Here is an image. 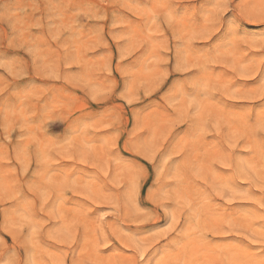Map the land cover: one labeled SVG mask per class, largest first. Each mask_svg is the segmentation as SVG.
<instances>
[{"label":"rangeland","instance_id":"obj_1","mask_svg":"<svg viewBox=\"0 0 264 264\" xmlns=\"http://www.w3.org/2000/svg\"><path fill=\"white\" fill-rule=\"evenodd\" d=\"M167 3L174 5L173 12L182 16L195 0H167ZM241 3L251 5L249 11L253 13L264 8V0H241ZM156 5L157 0H0V48L12 53L15 59V63H0V72L14 83L30 81L34 89L22 95L15 108L0 105V261L19 264L23 257L32 264H61V261L73 264L69 244L87 226L86 238L74 254V264H130L132 257L122 253H135L136 242L120 231L113 221L118 220L125 227L160 223L140 211L139 196L136 203L130 202L123 209L124 215H118L117 200L104 194L95 182L79 176L68 179L67 172L64 176L48 175L52 168L70 165L94 173L112 192L119 193L132 176L127 169L109 159L103 148L88 142L102 132L119 130V134L126 137L121 148L127 146L131 150L126 154L149 167L157 164L162 170L153 168L154 177L163 178L173 161H179L177 167L183 176H177L174 171V178L165 183L182 185L186 191L187 183L191 181L205 187L212 199L226 208L253 207L264 211L260 208L264 203V176L261 175L264 173V155L255 141L242 139L246 129L241 120L233 121L229 129L235 148L229 146L216 128L204 133L201 139H223L230 153L239 151L246 155L251 152L252 166L244 173L222 167L227 161L218 160L207 147L197 150L199 141L194 144L182 136L169 146L175 133L186 127L178 119L173 123L168 118L156 119L148 112L138 126L128 127L132 109L151 108L156 104L155 98L178 116L177 107L160 95L167 82L166 74L160 69L167 67V61L162 57L169 55L168 47L177 43L176 36L183 38L184 32L174 34L168 20L171 19L175 26L176 17L166 18V10ZM207 24L203 21L202 27ZM188 35L193 43L200 42L195 33ZM255 35V39L236 42L235 46L246 52L226 53L216 65L234 78V81L216 84L213 89V94L219 95L227 104L241 106L238 102L240 94H236L237 100L229 98L232 94L227 88L231 83H253L245 80L252 73L241 67V61L246 54L264 49V39L259 38L258 29ZM122 64L136 68L128 74L121 71ZM113 67L119 83L112 79ZM187 68L190 72L197 71L196 60H191ZM125 79L135 95H114L117 88L124 86ZM3 83V77H0V92ZM49 95L52 101L41 125L30 124L29 121L36 118L38 101ZM128 98L133 99V105L127 104ZM256 107L259 109V102ZM85 112L99 116V120L81 125L79 136L69 138L62 146L47 136L48 132L66 128L69 121ZM222 132L223 128L220 129ZM145 133L143 142L131 143L136 136ZM106 139L109 145L120 143L115 134ZM37 167L40 172L35 171ZM211 167L230 172V179L240 191L215 186L213 181L218 177L210 173ZM150 190L141 187L138 191L144 195V205L155 207L148 199ZM249 190L255 193L254 203L245 195ZM54 195L62 201L55 211L48 208ZM164 196L167 197V193ZM23 197L29 199L23 200ZM70 202L86 204L91 211L69 207ZM114 204L117 206L113 207ZM9 205H15L19 213L5 216L4 210ZM33 206L43 219L34 220L27 215ZM92 212L108 213L104 226L110 239L97 231L103 223L100 215L96 216L94 224L86 220ZM262 219L264 217L240 214L225 220L208 210L194 227L213 239H238L250 247L260 248L264 245L252 243L261 239V234L252 225ZM57 223L59 227L51 228ZM199 235L200 232H194V241L188 242L190 246L185 259L189 264H253L250 255L238 250L221 252L199 247L196 244ZM6 246H14V254L4 255L8 251ZM55 249L63 251L58 253Z\"/></svg>","mask_w":264,"mask_h":264},{"label":"snow or ice","instance_id":"obj_2","mask_svg":"<svg viewBox=\"0 0 264 264\" xmlns=\"http://www.w3.org/2000/svg\"><path fill=\"white\" fill-rule=\"evenodd\" d=\"M146 7L150 6L146 5ZM156 7L166 10L164 13L166 18L176 17L175 26L172 25L171 19L168 20L170 26L173 27L174 34L180 31L184 32L183 38L176 36L177 43L168 47L169 55L162 57L167 61V67L160 69L167 76V82L161 89L160 95H163L177 107L178 116L169 112L163 103L155 98L156 104L152 105L151 108L134 107L132 109L133 116H129L128 127L138 126L141 118L148 112H151L156 119L168 118L173 123L178 119L186 127L175 133L169 142V146L175 143L177 138L183 136L194 144L199 141L197 150L200 147H207L211 149L218 160L227 161L222 167L235 172L244 173L249 171L250 166H252L251 152L246 155H242L239 151L230 153L225 148L223 139H216L215 137L201 139V137L204 133L216 128L218 134L223 135L229 146L235 148L236 145L232 143L229 129L232 128L233 121L241 120L246 129V135L242 139L245 142L248 139L255 141L260 153L264 155V49L257 53L246 54L245 59L241 61V67L252 73L251 76L245 77V80H251L253 83L233 82L227 88V92L232 94L229 97L230 99L237 100L236 94H240L238 101L240 107L227 104L219 95L213 94L216 84L224 80L234 81L233 77H230L227 72L216 66L224 54L233 51L246 52L245 49L237 48L235 46L236 42L255 39L257 29L259 38L264 39V8L253 13L249 11L252 6L243 5L241 0H195L194 5L181 16L173 12L175 6L167 3V0H157ZM203 21L208 22L206 27H202ZM190 32L199 36V43L192 42V37L188 35ZM191 60H196L197 71H188L187 65ZM0 63H15L14 55L0 48ZM135 68V65H120L121 71L128 74L134 71ZM111 71L112 79L119 83V78L115 75V67ZM28 75H31L30 69ZM0 77H3L4 81L2 92H0V105L5 108H15L22 95L34 91L30 81H25L23 84L14 83L3 72H0ZM127 83L128 81L125 79L124 86L117 88L113 94L119 93L124 97L134 96L135 93L127 87ZM51 101V95L38 101L36 118L29 121L30 124L34 126L41 125L42 117L48 112V105ZM257 102L260 104L259 109L256 107ZM127 104L133 105V99L128 98ZM29 114L31 115V113ZM98 120L99 116L85 112L80 117L69 121L66 128L48 132L47 136L62 146L69 138L81 134V125L95 123ZM221 128H223L222 133H220ZM114 134L119 136L120 143L113 142L109 145L106 138ZM146 136L147 133L136 136L135 139L131 140V143H141L146 139ZM125 139V136L119 134V130H113L112 132H102L100 135L92 136L88 141L103 148L109 159L127 169L131 174L132 179L121 188L119 193L112 192L105 182L94 173H87L84 169L70 165H60L52 168L49 170L48 175L64 176L67 172L68 179L79 176L84 180L95 182L104 194L117 200L120 208L118 215H124L123 209L130 202L136 203V198L139 196L140 211L150 219H158L160 223L125 227L120 221H113L120 231L125 232L136 242L135 253H122V255L132 257L130 264H189V261L185 259V254L190 246L188 242L195 239L193 237L194 232H200L198 241H196L199 247L218 249L221 252L238 250L250 255L253 264H256L257 261L259 264H264V246L254 248L241 240L232 238L213 239L194 227L195 222L208 210L212 211L215 216L225 220H232L240 214L249 217H264V211L253 207L234 206L226 208L218 201L213 200L205 187L191 181H188L186 191L183 190L182 185L165 183V180L174 178V171L177 176H183L181 170L177 167L179 161H173L163 178L154 177L153 168H156L157 171L162 170L158 168L157 164L149 167L143 161L126 154L131 150L127 146L121 148V144L125 143ZM35 171L40 172V168H35ZM209 171L214 177H218L213 181L215 186H225L233 191H240L239 186L230 179V172H222L215 167H211ZM105 175L111 178L109 173H105ZM261 175L264 176V173H261ZM141 187L151 189L148 199L155 204V207H148L143 204L144 195L138 191ZM165 193H167V197L164 196ZM245 195L253 203L255 202V193L249 190ZM22 199L27 200L29 198L23 197ZM61 202L60 197L54 195L48 204V208L55 211L56 205ZM229 203H231V200ZM117 204H114L113 207H116ZM68 206L82 212L91 211L88 205L80 202H70ZM260 208L264 209V203L260 204ZM4 211L5 216L10 215L12 212L19 213V209L15 205L7 206ZM27 215H30L34 220L43 219L36 206H33ZM97 215H100V220L103 222L97 227V231L103 232L105 237L110 239L107 237L108 230L104 226L107 223L105 220V216L108 215L107 212H103L102 215L92 212L91 215L86 216V220L94 224ZM57 227H59L58 223L51 225V228ZM252 227L261 234V239L254 240L252 243L264 245V219L254 223ZM87 231V226H85L80 235L69 244L70 252L73 255V264L74 254L86 238ZM44 246L48 247L47 245ZM6 247L8 251L4 255L14 254V246ZM55 251L62 253L63 250L55 249ZM0 264H8V262L0 261ZM19 264H32V261L22 257ZM61 264H66V262L61 261Z\"/></svg>","mask_w":264,"mask_h":264}]
</instances>
